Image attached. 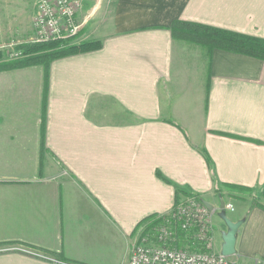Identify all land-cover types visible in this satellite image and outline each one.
<instances>
[{"label": "crops", "instance_id": "obj_1", "mask_svg": "<svg viewBox=\"0 0 264 264\" xmlns=\"http://www.w3.org/2000/svg\"><path fill=\"white\" fill-rule=\"evenodd\" d=\"M36 3L0 0V43ZM82 3L78 19L97 5L82 35L99 50L51 62L46 78L39 66L0 72V264H51L14 246L128 264L135 229L183 195L231 204L243 223L230 263L264 264V61L208 54L169 30L183 21L264 39V0ZM210 222L219 254L226 227Z\"/></svg>", "mask_w": 264, "mask_h": 264}, {"label": "built area", "instance_id": "obj_2", "mask_svg": "<svg viewBox=\"0 0 264 264\" xmlns=\"http://www.w3.org/2000/svg\"><path fill=\"white\" fill-rule=\"evenodd\" d=\"M80 9L81 3L78 0H37L36 12L30 26L31 35L27 43L62 42L74 37L79 29V26L75 24V19ZM12 46H15V44L11 43L9 48ZM11 57L19 58L21 52L14 51ZM182 205H186L194 211L184 216L181 227L186 229L194 224V227L197 228L196 236L203 243L204 250L188 252L166 247L155 248L141 243L133 249L128 264H231L228 258L210 252V247L212 250V226L210 222L212 213L200 203L199 199L186 197L184 201L174 206L172 212H175V214L168 217L167 221L171 223L174 217L176 219L178 212L183 210ZM225 209L228 213L233 210V207L231 204L226 203ZM198 216L200 218L197 221ZM201 216L206 218V221L201 222ZM207 224L210 228V234L207 230ZM171 231L172 228L165 233L170 234ZM48 261L53 264H69L50 258Z\"/></svg>", "mask_w": 264, "mask_h": 264}, {"label": "trees", "instance_id": "obj_3", "mask_svg": "<svg viewBox=\"0 0 264 264\" xmlns=\"http://www.w3.org/2000/svg\"><path fill=\"white\" fill-rule=\"evenodd\" d=\"M169 30L174 40L203 47L208 54L216 49L264 61V39L261 38L183 21L172 22ZM100 48L101 43L98 42L80 43L78 45H70L67 41L43 44L22 43L16 47L17 50L21 51V57L15 58L13 61L0 63V71L42 66L45 70L46 78L51 62L77 54L97 51ZM42 133L43 128L41 129ZM158 177L162 178L159 175ZM225 186L241 192L250 190L245 187Z\"/></svg>", "mask_w": 264, "mask_h": 264}, {"label": "rangeland", "instance_id": "obj_4", "mask_svg": "<svg viewBox=\"0 0 264 264\" xmlns=\"http://www.w3.org/2000/svg\"><path fill=\"white\" fill-rule=\"evenodd\" d=\"M78 1L81 3V6H83V3H82L83 0H78ZM96 6L97 5L92 7V9L88 12V13H90V17L86 18L84 16H81L80 18H82V19H80V18L78 19L79 16H77V18L75 19V24L77 26H79V29L77 31V34L74 37L69 38L67 40V42H69L70 45H78L80 43L82 44V43H88V42L89 43H97L98 42V41L86 40L85 38H83V35H82V29L84 27L85 20L86 19L89 20L91 18V21H92L94 19V14L97 11V10H95ZM80 11H81V9H80ZM80 11L78 12V15H79ZM30 24H28L24 27L13 26L11 28H9V27L2 28V35H1V39H2L1 43L2 44L0 43V54H1L0 63L15 60V58L11 57V54H13L14 51H19L16 49L17 45H21L22 43H27V41H29L30 35H31V29H30L31 25ZM11 43H14L16 47L12 46L11 48H9V45ZM98 43H100V42H98ZM19 52H21V51H19ZM39 67H42V66H39ZM0 72H7V71H0ZM186 197H195L196 199H198L196 196H193V195H183L181 197V199H179L175 203V205H178L179 203L184 201ZM180 200H182V201H180ZM200 203H201V200H200ZM182 208H183V210L178 212L179 213L178 216L176 217V219L174 217L173 221L171 223H169L167 221V218L171 217V215L175 214V212H172V213L170 212L167 215H164L161 217H154L152 219H149V220L142 222L137 227V229H135V237L136 238H135V242L132 246L131 253H132L133 249L136 246L140 245L141 243H144L145 245L153 246L155 248L166 247V248H170V249L188 251V252H194L197 250L203 251L204 245L200 240H198V238L196 236L197 228L194 227V224H191L186 229L181 227V223L183 222L184 216H186L188 213H191V211L193 213L194 210L190 209L186 205H182ZM199 218H200V216H198L196 220L198 221ZM204 221H206V218L201 216V222H204ZM206 226H207L208 233L210 234V228H209L208 224ZM170 228H172L171 233L166 234L165 232ZM11 248L12 249L16 248L18 250H21L23 252L28 253L31 257H34V258L42 260V261H46V262L51 263V264H53V263L48 261L49 258L50 259H56L59 262L62 261V260H60V259H58V258H56L50 254L42 253L39 251H32L31 252V250H29L28 248H25V247L20 248L18 246H14ZM210 252L214 253L213 249L211 250V247H210ZM130 259H131V256L129 258V261H130ZM228 260L230 261V258H228ZM129 261H128V263H129ZM62 262H66V261H62ZM66 263H69V262H66ZM69 264H71V263H69Z\"/></svg>", "mask_w": 264, "mask_h": 264}, {"label": "water", "instance_id": "obj_5", "mask_svg": "<svg viewBox=\"0 0 264 264\" xmlns=\"http://www.w3.org/2000/svg\"><path fill=\"white\" fill-rule=\"evenodd\" d=\"M204 207L211 213H215L217 217L224 223L226 230L221 235L222 244L220 247V255L229 258L235 254L236 235L243 220L232 221L226 212L225 202L219 198V205L217 208L212 207L208 203L201 202Z\"/></svg>", "mask_w": 264, "mask_h": 264}]
</instances>
